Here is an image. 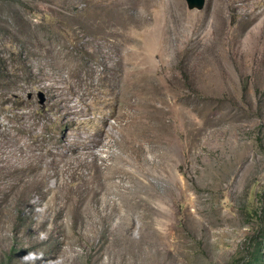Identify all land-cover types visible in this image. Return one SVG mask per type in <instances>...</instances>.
I'll use <instances>...</instances> for the list:
<instances>
[{"label":"rangeland","instance_id":"374dc122","mask_svg":"<svg viewBox=\"0 0 264 264\" xmlns=\"http://www.w3.org/2000/svg\"><path fill=\"white\" fill-rule=\"evenodd\" d=\"M159 1L0 0V264L264 255V18Z\"/></svg>","mask_w":264,"mask_h":264},{"label":"bare ground","instance_id":"6f19581e","mask_svg":"<svg viewBox=\"0 0 264 264\" xmlns=\"http://www.w3.org/2000/svg\"><path fill=\"white\" fill-rule=\"evenodd\" d=\"M130 1V6H128L125 11H127V15L125 14L124 18H125V21L127 23V21H129V23L131 21H134L135 20V17L133 15H131V11L134 9V4L136 5H139L144 12H146L147 14L149 12L151 13H154L156 9H158L160 6H158V4L160 3L159 0H129ZM212 1V9H211V13H213L212 15V18H213V22H216V23H224L227 21L228 17H227V14H226V10H230L232 11L233 13H239L242 15V17L245 16L244 20H247V21H251V20H260V18H264V8L263 9H257L255 6H254V3H253V0H211ZM121 3V2H120ZM120 5V4H119ZM123 5V4H122ZM126 6V5H125ZM124 7V6H123ZM140 8V9H141ZM138 9V8H137ZM128 10H129V13H128ZM117 14V13H115ZM114 14V15H115ZM133 14V13H132ZM113 15V16H114ZM118 15V14H117ZM109 17L107 16V14L104 15L103 17V21H101L103 24L106 25L107 21H108ZM242 19V18H240ZM116 20V19H115ZM112 22V21H111ZM118 22V21H117ZM110 25V24H108ZM112 25V24H111ZM134 26V25H133ZM106 31V35H109L110 32L105 29ZM125 35V34H124ZM134 37V36H133ZM121 75V74H120ZM125 75V74H124ZM127 76V75H126ZM120 77V76H119ZM119 80V79H118ZM118 82V81H117ZM119 86V85H118ZM122 86L125 87H128V88H139V89H148L149 90V77H148V74L146 72H140V73H135V74H132L131 76L127 77L125 80L122 79ZM123 88V87H122ZM127 90V89H126ZM134 90V89H133ZM62 91V90H61ZM137 92V90H136ZM129 93V92H128ZM144 94V92H143ZM147 95V93H145ZM130 95V94H129ZM66 96V95H65ZM132 96V94H131ZM135 97V96H134ZM63 98V97H62ZM61 101V100H60ZM65 101V99H64ZM76 101V100H75ZM70 102V101H69ZM139 103V102H138ZM144 103V102H143ZM63 104V103H62ZM67 104V102H66ZM64 104V105H66ZM152 105L153 107V104H152V99H151V94H150V97L147 95V98H145V103L143 104V107H142V115H141V121L144 123H146L148 121V115L146 114V111L148 110V108ZM70 106V105H69ZM77 106V105H76ZM73 108V107H72ZM68 110V109H67ZM67 113V111H66ZM73 113V112H72ZM69 115H70V112H69ZM71 116V115H70ZM128 122L124 123V122H121L120 125L117 127H115L118 131H114V132H118L120 133V137L117 139L116 137V133H112V139L115 140V143L116 145L119 143L121 144L123 141H121V139L123 138L124 139V142L126 141V139L128 138L130 141H132L133 143H135L136 145V150L139 151L141 149V145L137 144L135 141L136 139H132L131 135L129 132H126V134L124 133V126H129L127 124ZM129 128V127H128ZM110 130V129H109ZM112 130V128H111ZM108 132V131H107ZM102 133V132H101ZM104 133V132H103ZM106 133V132H105ZM109 133V134H110ZM117 133V134H118ZM101 135V134H100ZM103 135V134H102ZM105 135V134H104ZM103 137V136H102ZM104 138V137H103ZM100 139V138H99ZM97 140V138H96ZM102 140V139H101ZM95 143V142H94ZM128 143V141H127ZM97 144V143H96ZM99 144V143H98ZM97 144V145H98ZM117 145V146H118ZM89 147V146H88ZM93 147V146H92ZM101 147V146H100ZM119 147H121L119 145ZM19 148V147H18ZM13 150V149H12ZM15 150V149H14ZM13 150V151H14ZM20 150V149H19ZM92 150V149H91ZM12 151V152H13ZM93 151H95L93 149ZM19 152V151H18ZM14 153V152H13ZM20 153V152H19ZM23 153V152H22ZM80 153V152H79ZM87 153V152H86ZM90 153V152H89ZM96 153V152H95ZM94 153V154H95ZM35 154V153H34ZM93 154V153H91ZM93 154V155H94ZM7 155V154H6ZM84 155V154H82ZM81 155V156H82ZM88 155V154H86ZM15 156V155H14ZM20 156V155H19ZM80 156V155H79ZM84 157V156H83ZM91 157V155H90ZM94 157V156H93ZM164 157V156H163ZM36 158V156H35ZM19 159V157H18ZM37 159V158H36ZM78 159V158H77ZM22 161V160H21ZM27 161V160H26ZM80 161V160H79ZM14 162V161H13ZM16 163V162H15ZM79 162H77L78 164ZM9 164V163H8ZM123 164V163H122ZM12 169V168H11ZM127 169H125L124 167L122 166H119L117 169H116V173H114V178L117 177L116 175L118 174H121V173H124L126 172ZM13 172V171H12ZM6 173V172H5ZM112 176V177H113ZM123 176V175H122ZM125 176V175H124ZM121 178V177H120ZM123 178V177H122ZM118 180V178H117ZM120 180V179H119ZM124 181V180H123ZM122 183V182H121ZM91 186V184H90ZM92 188V187H90ZM116 205V202L115 204ZM159 215H163L165 214V209L164 210H159Z\"/></svg>","mask_w":264,"mask_h":264},{"label":"trees","instance_id":"16d2710c","mask_svg":"<svg viewBox=\"0 0 264 264\" xmlns=\"http://www.w3.org/2000/svg\"><path fill=\"white\" fill-rule=\"evenodd\" d=\"M261 244L259 243L257 247L254 248V251H252L250 260L246 264H258L262 262L263 260V253H261Z\"/></svg>","mask_w":264,"mask_h":264},{"label":"water","instance_id":"95a60500","mask_svg":"<svg viewBox=\"0 0 264 264\" xmlns=\"http://www.w3.org/2000/svg\"><path fill=\"white\" fill-rule=\"evenodd\" d=\"M187 2L191 9H202L205 5L206 0H187Z\"/></svg>","mask_w":264,"mask_h":264}]
</instances>
